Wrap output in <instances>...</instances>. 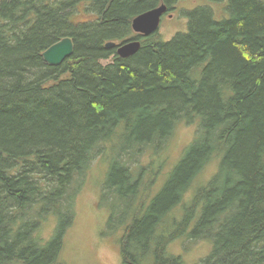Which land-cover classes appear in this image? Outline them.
<instances>
[{"label":"trees","instance_id":"trees-1","mask_svg":"<svg viewBox=\"0 0 264 264\" xmlns=\"http://www.w3.org/2000/svg\"><path fill=\"white\" fill-rule=\"evenodd\" d=\"M180 1L0 0V264H59L88 171L114 142L100 203L120 264H182L168 252L182 237L211 244L198 264H264V0H227L221 20L200 6L168 42L132 32ZM65 37L72 56L45 64ZM134 38L127 59L105 47ZM181 122L197 125L191 146L147 203L141 158Z\"/></svg>","mask_w":264,"mask_h":264},{"label":"rangeland","instance_id":"rangeland-1","mask_svg":"<svg viewBox=\"0 0 264 264\" xmlns=\"http://www.w3.org/2000/svg\"><path fill=\"white\" fill-rule=\"evenodd\" d=\"M226 3L227 0H219L216 3H205L203 0L180 1L175 10L172 11L173 17L171 19H168V17L161 18L157 35L163 42H168L177 33L186 32L187 18L185 13L206 4L209 7L211 6L215 20H221L226 16V13H224ZM196 128V123L192 125L179 123L168 139L163 152L156 155V151L151 147L146 151V155L141 158L140 167L144 170L142 173L143 181L152 183L148 196L143 195V199L144 196L147 197L144 201L148 203L163 189L171 173L191 146ZM114 144L113 154H106L105 152L97 156L88 171L84 185L76 199L75 219L65 236L59 264L121 263L118 243L121 231H116L114 235L106 231L110 205L105 202L100 203L101 186L106 180L110 165L114 163L116 156L119 154V144L116 142ZM138 171L140 172V168ZM216 171L217 160H214L203 170L194 184L195 187L189 190L184 201L190 202L191 195L195 191L194 188L206 185L205 183L210 181ZM175 215L180 217L182 215L181 209L175 211ZM51 226L49 228L46 226L44 232H47V229L50 232ZM105 233H108V235H105ZM168 252L182 257V264H198L211 252V244L209 242L193 243L182 237L168 247Z\"/></svg>","mask_w":264,"mask_h":264},{"label":"water","instance_id":"water-1","mask_svg":"<svg viewBox=\"0 0 264 264\" xmlns=\"http://www.w3.org/2000/svg\"><path fill=\"white\" fill-rule=\"evenodd\" d=\"M165 13H167V7L164 4L140 13L131 21L132 32L142 38L152 36L158 31L161 18ZM105 47L107 49L115 48L119 58L127 59L139 51L141 43L140 40L134 38L120 44L109 42ZM73 49L72 39L69 37L62 38L42 53L43 61L49 66L58 67L72 56Z\"/></svg>","mask_w":264,"mask_h":264},{"label":"flooded vegetation","instance_id":"flooded-vegetation-1","mask_svg":"<svg viewBox=\"0 0 264 264\" xmlns=\"http://www.w3.org/2000/svg\"><path fill=\"white\" fill-rule=\"evenodd\" d=\"M172 11L174 10L168 9L167 13H165L162 17H166V18L168 17V19H171L173 17V14H171Z\"/></svg>","mask_w":264,"mask_h":264}]
</instances>
